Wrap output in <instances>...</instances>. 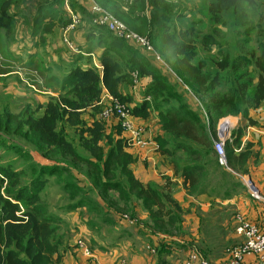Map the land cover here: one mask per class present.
Listing matches in <instances>:
<instances>
[{"label": "trees", "instance_id": "1", "mask_svg": "<svg viewBox=\"0 0 264 264\" xmlns=\"http://www.w3.org/2000/svg\"><path fill=\"white\" fill-rule=\"evenodd\" d=\"M94 1L112 12L128 27L147 37L152 45L157 44L153 45L155 50L165 55L167 63L172 61L176 66L177 73L173 72L178 81L172 76L169 79L139 47L115 37L107 29L92 22L93 28L98 31L99 41L104 46L102 70L72 67L61 81H57L62 91L58 97H49L45 104H38L36 109L31 104L27 105L23 109L26 114L21 117L10 115L17 113L8 110L1 111L0 144L9 150H15L20 144L11 138L19 137L35 143L34 145L44 150L43 156L49 159L65 156L80 161L87 166L91 183L97 187L98 193L92 197H109V193L111 195L113 192L121 196L123 205H118L116 201L112 203L117 215L125 211L134 215L137 205L142 201L144 209L149 210L148 220H139L125 214L137 219L141 229L167 234L161 229L171 228L179 232L183 212L173 196L177 184L168 180L160 187L144 184L136 178L131 166L137 159L126 151L131 149L128 147L127 133L118 122L108 134L103 122L106 120L98 119L104 105L100 104L103 94L106 91L113 99L127 105L135 119L147 120L157 110L164 132L161 138H156L161 153L168 156L175 175L182 178L189 193L200 192L204 168L212 163L207 157L211 155L217 158L212 142L215 135L212 127L207 128L203 124L204 120L197 115L194 104L185 99L186 91L178 92L174 86H188L205 106L212 125L223 117L243 113L250 125H256L249 118V109H257L264 103V20L261 19L258 25V33L263 36V41H259L258 45L259 54L249 52V55L244 56L227 51L221 60L208 62L200 57V48L209 54V48L217 44V34H202L195 27L196 22L185 17L187 11L194 10L190 0L176 4L165 0H119L121 4L128 6L125 11L115 8L116 5H110L106 0ZM261 4H264V0H212L207 10L215 25H223L227 13L235 27L232 30H235L246 24L247 8H255ZM35 8V0H0V46L5 39L13 38L25 12ZM92 37L90 35L88 39ZM244 42L238 43L246 44ZM166 62L164 61L165 66ZM251 67L256 73L255 79L251 77ZM135 72L139 79L149 78V82L145 86L144 101L133 106V97L124 95L121 88L132 84ZM25 115L28 116L24 124L28 127H23V123L17 121V118L21 120ZM85 115H90L93 119L89 118L90 121L87 122ZM71 135L78 138L88 156L77 153ZM243 136L244 131L239 127L233 133L232 142L226 144L228 167L241 176L249 173L246 166L253 157L252 144L246 143L242 147ZM23 148L20 147V156L26 152ZM179 152L184 154L185 159L178 161ZM21 160H25L23 156ZM59 167L61 168L34 162L15 170L0 163V264H61L60 248L63 241L62 236L58 235V225L63 220L55 211L45 214L49 207L43 203L41 195L51 185L50 179H55V185L59 187L57 193L67 200L63 204L57 202L59 208L62 206L64 210L79 211L81 222L90 229H95L104 222H115L114 216H110L113 212L106 213L105 207L101 208L97 204V199H90L87 195L89 189L80 187L73 173L62 178L57 173ZM63 169L68 171L66 167ZM25 173L31 176L26 185L23 184ZM122 178L129 182V188H123ZM130 191L134 192V198L128 195ZM132 199L137 202L135 207L128 206ZM83 238L88 239L92 253L97 257L94 241L89 237ZM163 245L159 251L164 250L169 255L173 253L166 249L173 247L171 241L170 244ZM147 246L149 245H144L143 249L146 250ZM150 247L156 250L153 254H157L158 249ZM74 248L83 254L76 243ZM69 249L68 246L64 247L65 251Z\"/></svg>", "mask_w": 264, "mask_h": 264}, {"label": "crops", "instance_id": "2", "mask_svg": "<svg viewBox=\"0 0 264 264\" xmlns=\"http://www.w3.org/2000/svg\"><path fill=\"white\" fill-rule=\"evenodd\" d=\"M92 1L94 0H35L36 8L33 11L30 9L25 12V17L18 23L13 38L11 40L5 39L3 45L0 46L1 48L7 44L5 52H3L5 58L12 60L13 56L8 50L14 43L21 42L18 55L26 58V66L38 69L44 78H46L45 71L53 74L60 70L61 75L59 78L58 75H51L47 79V88L43 91L40 90L39 94L41 95H35V99L32 98L31 102L26 100L31 96H28V92L22 83H19L20 80L17 76L18 79L8 85L4 92L0 90V98L5 104L2 111L8 110L12 113H18L23 111L29 104L36 109L37 103L45 104L49 97H58L62 94L61 89L58 88V82L71 71L72 67H79L82 70L89 68L102 70L101 60L104 46L99 41L98 31L93 28L91 21L88 22L87 20L91 19L89 9ZM106 1L110 5H116L115 8L124 11L128 7L121 4L119 0ZM75 19L79 21V24L70 30L69 25ZM69 34L75 42L73 43L76 49L69 47L64 40L62 41V38L69 37ZM90 35H93V37L89 40ZM88 50L91 52H88ZM42 54L48 55L49 60L41 59ZM36 57L38 61L34 62ZM40 66H42V69L39 68ZM13 73L16 74L17 71L4 72L0 69V84L5 85L6 78ZM49 82L54 83L56 89L53 88V90ZM127 87H123L121 90L124 95L129 93L133 97V104L131 105L141 104L143 100L140 98L141 95L138 94L137 89ZM15 96L21 97L16 98ZM142 97L145 98V95H142ZM110 98L111 96L105 91L102 100L109 102ZM15 99L23 100L24 105L22 107L13 105L12 101ZM153 116L152 113L147 120L137 118V122L141 125H148L147 123ZM249 118L257 124L244 127L242 144H252L253 153V157L250 158L246 166L249 173L244 176L252 179L264 196V133L261 130L262 127H260L264 120V103L257 109H249ZM117 123V119H114L112 126ZM148 128L147 139L158 144L156 142L157 133L154 132L153 134L152 127ZM163 133L161 130L159 134L162 135ZM126 151L137 159L131 169L136 178L142 183L162 187L170 180L175 185L177 184L174 187L173 196L183 212L181 232L177 236L171 237L155 230L146 231L141 229L139 225L133 227L123 219L120 220L121 215H117L116 212H114L113 217L115 222H104L95 229H90L89 226L81 222L82 226L80 228L84 233L82 235H86L94 241V248L100 263L113 264L118 258L126 256L130 260L124 258L130 261L131 264H184L188 255L182 259V254L177 250V246L176 248L173 246L172 249L166 248L167 251H173L170 255L169 252H164V250L159 251L164 247L163 244L166 246L172 240V242H178L185 248L192 244L193 248L199 251L201 249V253L209 263L227 264V259L230 257L224 259L223 246L227 244L226 249L228 250L242 242V238L235 232V223H237L238 216L255 223L264 231V204L251 198L243 178H241V181L245 186V190L232 177L231 180L213 178L203 187L201 184L199 185L200 192L194 193L192 191V194H190L184 187L182 178L175 175L174 167L168 160V156L163 155L160 149L149 146L127 149ZM211 161L212 163L215 162V157H212ZM228 171L231 174L233 173L231 170ZM73 174L79 181L80 186L86 187L89 185V181L85 176L76 172H73ZM208 178H211V176L209 175ZM58 196L61 195L58 194ZM58 201L62 204L67 202L66 197L63 195ZM134 204L136 205L137 202L134 201ZM106 209L112 210L113 207L109 208L107 206ZM53 211L56 212V210ZM71 212L75 211L67 209L62 213L68 216ZM134 215L136 216L133 217L139 220L145 221L148 219L140 203L137 205ZM61 219L63 220L62 223L66 224L64 228L61 227V224L58 225V235L62 236L63 241L62 248H60L61 264H94L93 261L74 248L76 238L82 235H77L73 241L74 235L69 224L66 223L63 217ZM144 244L156 247L158 249L157 254L147 253L143 249ZM142 245L143 247H141ZM65 246L70 248L69 251L64 250Z\"/></svg>", "mask_w": 264, "mask_h": 264}, {"label": "rangeland", "instance_id": "3", "mask_svg": "<svg viewBox=\"0 0 264 264\" xmlns=\"http://www.w3.org/2000/svg\"><path fill=\"white\" fill-rule=\"evenodd\" d=\"M211 1L212 0H190V2L193 4L192 7L194 10L187 11V13L185 15V17L187 16V17H189V19L196 22L195 27L197 28L198 31H201L202 34H209V33H211V34L216 33L217 34V44L209 48L210 49L209 54L204 52L200 48V57L202 59L208 61V62H210L211 60L213 62V61L221 60L227 51L236 52L238 55H244V56H245V54L249 55V52H255L256 54H259L260 51L258 49V45H259V41H263V36H260L258 33V25L260 24L261 19L264 20V4H261L255 8H247L246 24L244 26H239L238 29L232 30V28H235V27L232 26L231 18L227 13L224 16V24L223 25H215L213 22H211V20L209 18L208 10H207L208 4ZM192 12L195 15H193ZM87 20H88V22L91 21V23H92L91 19H87ZM230 24H231V27L229 26ZM69 38L71 41L74 42V40L71 38L70 35H69ZM238 42H244L246 44H239ZM8 43H9V41H8ZM237 44L239 47H237ZM1 45H3V43ZM20 45H21V42H19L17 44L14 43L13 45L10 46L8 52H10L12 54V56H13L12 60H10V59L7 60V58H5V53H3V52H5V47H7V44L0 48V69L3 70L4 72L9 71V70H16L17 71L16 74L13 73L11 76L6 78L7 81H5V85L0 84V90L2 92H4L5 88L8 85H10L13 81L18 79L17 78V76H18L19 80H20L19 83H22L25 90L28 92V96H31L30 98H28L26 100L28 102H31L32 98L35 99V95H41V94H39L40 90L43 91L47 88V79L51 75H58V78H59L61 75V71L58 70L53 74L50 73L49 71H45L46 78H44L40 74V71L38 69L33 68V67L29 68L28 66L25 65V63H27L26 58H23L21 55H18V52L20 50V48H19ZM153 45H157V44H153ZM244 45H246V46L244 48H241V46H244ZM158 54L166 62L165 55L162 54L161 52H158ZM209 57H210V60H208ZM40 58L43 60H49V57L46 54H42ZM40 58H39V61H40ZM153 60H151V61L158 68L162 69L163 72L167 75V77H169V79H171L170 78L171 76L176 78L174 72L177 73L175 71L177 68L172 61H169L168 63L166 62L168 66L167 65L165 66L164 63L156 62L155 60L154 61ZM35 61H38L37 57L35 58L34 62ZM16 66H18V67H16ZM39 68L42 69V66H40ZM208 68H211V66ZM250 72L252 73L251 77L253 79H255L256 73L253 71L252 67L250 69ZM132 78H133V82L131 85L129 84L128 87H133V88L135 87L138 91V94L141 95L140 98L144 101L145 98H143L142 95L143 96L146 95L145 94V86L149 82V78L139 79L137 72H135L133 74ZM176 80L178 81L177 78H176ZM49 83H50L52 89L55 88L54 83L53 84L51 82H49ZM254 84H256V80L254 81ZM174 87L178 90V92L182 93V91L183 92L186 91L185 92V99L187 101H190L192 104H194V107L196 109L195 111H196L197 115H199V117L204 120L203 124L205 123L204 125L207 128L212 127V129L214 131V135H215L213 137H216L215 127L217 126L218 123L212 125V124H210V122H208L206 120V116H202V108H204L205 106H203V104H200L198 102L199 101L198 98L192 93V91L188 88L187 85L186 86L185 85H183V86H177L176 85ZM58 88H60V87L58 86ZM251 91H252V89H251ZM127 94H129V93H127ZM15 97L20 98L21 96H15ZM12 103H13V105L18 106V107H22L24 105V101L21 99H15L12 101ZM100 104H101V102H100ZM151 104H153V99L151 100ZM37 105H38V103L36 104V106ZM108 105H109V103H108ZM4 108H5V104H4L3 100H1V98H0V112ZM102 109H103V107H102ZM17 111H19V110H17ZM156 112H157V110L152 112L154 116L150 119V121H149L150 123L148 122L147 123L148 125L144 124L146 127L144 125L143 126L147 129V133H149L148 127H152V133L153 134H154V132L157 133L158 138H161V135L159 133H161V130H163V129H162V125L160 123V119L158 118V115H157L158 112L157 113ZM207 113H208V111H207ZM23 114H26V113L24 111H21L20 113L10 114V115H17L16 117H21V115H23ZM27 116L28 115L23 116L21 118V120H19V118H17V121H20L21 123H23V127H28L26 124H24ZM208 117H209V113H208ZM226 117H232V120L234 123V128L231 131L232 137H233V133L237 130V128L242 127V129L244 131V127H250L251 126L250 122H248L246 120L244 113H243V115H237V116H231L230 115V116H226ZM89 118H91L90 115L84 116V119L87 120V122L90 121ZM91 119H93V118H91ZM98 119H101L100 115H98ZM114 119L110 118V119H107L106 121H103L101 119L105 124V128L107 127L106 132L108 134L112 131V129L114 127V126H112V124L114 123ZM136 121H137V119H136ZM263 124H264V120H263L261 126ZM213 137H212V142H213ZM9 138H11V137H9ZM11 139H14L17 143H19L21 148H23V147L26 148V150L23 148L26 152L22 153V156L24 157L25 160H21L22 156H20V154H19V150H20L19 145L15 150H13V149L9 150L4 145L0 144V163H1V165L7 166V167H12L15 170H20V169L26 167L28 165V163H34V162L42 163L45 165H51L52 164L56 167L61 166V168L60 167L57 168V173H59L62 178H65L70 172L71 173L76 172L79 175L85 176L88 179L89 185L86 187H83V186H80V187L89 189V191L87 192V195L89 196V198L90 199L92 198V200L97 199V204H99L101 208L105 207L104 211L106 213L113 212V215H110V216H114L115 209H114V205L112 204V203H115L114 201H116V203L118 205H123L122 198H121V196H119V194L117 192H113V193H111V195L109 193V195H108L109 197L103 196V197L99 198V195L92 197L94 194L98 193V190H97V187H95L93 185V183H91V178L89 176L88 168L84 163L77 161V160H74L71 157L66 158L65 156L64 157L56 156L55 159L52 160V159H49L47 157H44L43 156L44 150L39 148L37 145H34L35 143H33L32 141L29 140L27 142V141H24L23 139H21L19 137H12ZM71 140L74 142L77 153H79L81 155L88 156L87 151L81 147V144H80V142L76 136L71 135ZM232 140H233V138H232ZM10 142H13V141H10ZM11 145H14V144H11ZM244 145H246V144H244ZM244 145L242 144V147H244ZM158 147H159V145H158ZM135 148H138V147H135ZM170 149H172V148H170ZM25 157H28L29 159H27ZM212 157L213 156L208 155L207 160L210 161V159ZM177 159H178V161L185 159L184 154L179 152ZM63 167L68 168V171L64 170ZM228 170H231V169H227V168L222 167L219 164L218 159L215 157V162H213L211 164H207L204 168V177L202 179L203 185H201V186L203 187L204 185H206L207 182L211 181V179H213V178H215L217 180H222L224 178H226L227 180H231V177H232L238 183V185L240 187L244 188L245 186H243L244 184L241 181V177H239L241 175L239 173H238L239 175H237L232 170L231 171L233 173L231 174ZM209 175L211 176V178H208ZM30 179H31L30 174L25 173L23 184L24 185L29 184ZM122 180H124L123 181V188L126 189L127 186L129 188L130 185H129V182L126 180V178L125 179L122 178ZM50 184L51 185L48 186V188L43 192V194H41L43 197L42 198L43 203H45L49 207L48 209H46L45 214L46 215L48 213L50 214V211L54 212L53 210H56L57 216L59 218L63 217L65 219L66 223L69 224L70 229L74 235L73 236V241H74V239L76 238L77 235L84 234L80 228L82 226L81 220L79 218L80 213L75 211V212L69 213L68 216L64 215L62 212H65L67 209L64 210V208L62 206L59 208V206L57 204V202H60V201H58V199H60L61 196H58L57 192H58L59 187L57 185H55L56 184L55 179H50ZM90 189H93L92 192H90ZM244 190H245V188H244ZM128 195L131 196L132 198L135 197L134 192H131V191L129 192ZM93 198H95V199H93ZM137 201H140V200H137ZM139 203H140L142 209L146 212V217L150 218L149 212H148L149 210L147 211L144 209L142 201H140ZM111 204H112V206H111ZM130 205H131V207H135L133 199L130 201L128 206H130ZM107 206H111V207H113V209L112 210H106ZM124 214H130V213L125 211L119 215H124ZM51 215L56 218L55 215H53V214H51ZM131 216H136V215H131ZM146 220H148V219H146ZM122 223H124V222H122ZM74 225H76V226H74ZM65 226H66L65 223H61V227L64 228ZM237 226H238V224L235 223V231L237 229ZM133 227H135V226H133ZM161 230H164L167 233V234H165V233L159 231L163 235L171 236V237L177 236V234H180V232H181V229L179 232H177V229H171V228H163ZM169 234H171V235H169ZM84 236L88 237L86 235H82L79 238L77 237L75 241L83 238ZM171 242H172V240H171ZM172 243H173V246L175 248L177 246V250L179 252H181L180 254H182L181 255L182 259L186 258L192 249H195L192 247V244H189L190 247L188 246V248H185V246H181L178 242H172ZM141 247H143V245ZM171 247L172 246H169V248H171ZM226 247H227V244L225 246H223V250L225 251L224 259L229 258V256L227 255L228 253H227ZM200 251H201V249H200ZM124 257L127 258L128 260H130L128 257H126V256H124ZM124 257H120V258H124ZM118 260H119V258L117 259V261ZM128 262H130V261H128ZM211 264H214V263H211ZM227 264H230L229 259H227Z\"/></svg>", "mask_w": 264, "mask_h": 264}, {"label": "built area", "instance_id": "4", "mask_svg": "<svg viewBox=\"0 0 264 264\" xmlns=\"http://www.w3.org/2000/svg\"><path fill=\"white\" fill-rule=\"evenodd\" d=\"M169 3H180L181 1L189 0H165ZM90 14L92 15V22L98 27L107 29L111 34L119 39H123L128 43H132L136 47H139L145 54L151 56L156 62L164 63L162 57L153 47L150 40L137 33L126 25L125 22L116 17L113 13L106 10L95 1H92L90 6ZM79 21L75 19L70 25L69 29L72 30L78 25ZM64 42L71 48H75L73 41L69 37H64ZM148 100H150L148 98ZM200 103V101H198ZM109 103V105H108ZM103 109L101 112V119L107 120L115 118L123 127L124 132L128 136V147L130 148H144V147H155L159 149L158 145L147 139V129L139 124L135 117L131 115L130 109L125 104H121L118 100L110 98L109 102L101 101ZM201 104V103H200ZM202 116H206V120L209 122L207 110L202 108ZM264 125V124H263ZM234 123L232 117H223L219 120L216 126V137L213 139L214 150L217 154L219 164L229 169L226 144L232 141V129ZM264 133V126L261 128ZM238 175V174H237ZM243 178V182L250 193L253 200L264 204V196L256 184L247 176H239ZM122 219L128 222L131 226L138 225V220L129 217L128 215H122ZM237 229L236 234L242 238V242L227 250L229 255L230 264H264V231L260 229L255 223H252L242 216L237 218ZM140 226V225H139ZM143 227V226H142ZM76 245L82 250L85 257L93 261L94 264H103L97 260V257L92 253L91 244L88 240L81 238L78 239ZM148 252L151 254L155 253L156 250L150 246L146 247ZM251 258V259H250ZM113 264H131L125 258L116 260ZM184 264H211L203 256L201 251L198 249L192 250Z\"/></svg>", "mask_w": 264, "mask_h": 264}]
</instances>
